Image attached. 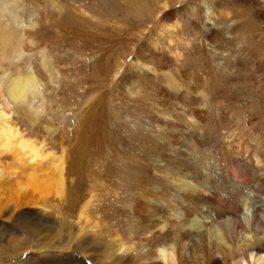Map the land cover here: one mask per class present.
Returning <instances> with one entry per match:
<instances>
[{
  "label": "bare ground",
  "instance_id": "1",
  "mask_svg": "<svg viewBox=\"0 0 264 264\" xmlns=\"http://www.w3.org/2000/svg\"><path fill=\"white\" fill-rule=\"evenodd\" d=\"M187 1L156 0V7L147 10L151 23L160 19L157 39L135 51L134 69L121 76L122 101L113 111L112 125L121 144L129 139L143 160L142 170L136 174L129 166L131 172L128 167L118 171L113 178L119 188L106 195L94 180L64 239L65 218H46L51 206L44 201L49 195L65 199V167L58 160L50 173L40 175L39 164L50 155L39 136L44 125L49 130L53 124L55 105L64 106L59 105V79L69 67L59 66L41 23L66 9L85 14L90 0H0V216L15 215L23 227L40 230L48 244L40 249L57 253L47 264H85L75 253L93 264H264L263 118L244 99L247 112L237 110L242 93L231 100L230 92L214 86L200 89L193 66L189 78L181 54L170 43L175 26L189 25L200 34L218 71L247 47L229 41L234 24L221 14L222 0H194L199 2V22L186 12ZM243 1L255 19L264 20L253 0ZM138 7L140 0L118 3L127 14ZM168 52L172 58L163 57ZM169 61H175V69ZM149 79L153 89L148 90ZM160 79L167 87L157 93L153 80ZM148 92L156 106L144 102ZM66 108L63 125L73 127V112ZM10 182L14 197H6ZM118 207L124 210L122 217Z\"/></svg>",
  "mask_w": 264,
  "mask_h": 264
},
{
  "label": "rangeland",
  "instance_id": "2",
  "mask_svg": "<svg viewBox=\"0 0 264 264\" xmlns=\"http://www.w3.org/2000/svg\"><path fill=\"white\" fill-rule=\"evenodd\" d=\"M253 1L264 14V0ZM118 3L120 0H90L89 9H85V14H78L72 10L68 12L66 9L62 10L61 16L51 17L52 19L43 18L41 23L43 32L46 31L47 34L43 36L50 38V49L56 53L59 66L69 67L63 70V78L59 79L58 99H60L59 105L63 103L64 109L68 107L66 109H69L70 113L73 112L71 116L75 119V126L63 125L62 117L66 112L61 106L58 108L55 105L56 118L53 124L48 126L51 130H47L44 125L39 136V141L50 155L41 160L40 175L50 173L53 166L60 161H63L65 167L67 183L65 199H56L49 195L44 201L46 206H51L49 211L46 209L48 213L46 218L53 222L57 217L66 219L63 220L62 229L64 239L77 213L80 200L86 198L88 186L94 180L97 179L98 182L95 188L100 191L103 189L106 195L118 190L119 182L113 178L118 171L120 172L124 167H128L129 170L130 166V170L137 174L144 165L139 155H135L136 153L132 151L133 146L129 139L126 138L121 144V136L117 128L112 125L115 119L113 111L117 110L122 101L119 97L121 76L128 75L134 69L131 60L135 56V51L157 39L160 19L151 23L148 16L147 10L156 7V0H140L142 7L136 9L137 16H134L135 12L127 14L120 11ZM221 4V14L234 24V37L228 38L229 41L233 46H246L247 51L234 54L235 59L223 63L218 71L211 56L204 52L205 42L202 41L200 34L189 25L180 23V26H175L177 29L173 30L174 35L170 44L176 49L175 52L181 54L186 72L190 73L186 74L189 78L193 77V73L190 72L193 66L194 73L198 76L193 79L199 80L200 89L203 85L214 86L217 91L224 94L230 92L231 95L228 94L227 97L228 99L233 97L231 100H236V97L242 93V97L237 98L240 102L237 110L245 115L248 106L242 99L247 100L254 105L252 111L263 118V123L264 20L255 19L254 12L245 9L246 2L243 0H222ZM184 6L186 12L192 15V19L199 22L200 15L196 12L199 2L189 0ZM41 34L44 33L38 35L42 36ZM171 53L173 52L163 54V57L172 58ZM169 65L175 69L176 63L169 61ZM169 65L166 67L168 68ZM158 67L163 68L162 63ZM150 80H147L145 85L148 90L153 89ZM153 81L157 93L166 89L163 79ZM147 94H143L147 98L144 102L156 106L155 101L150 99L151 94L149 92ZM86 101H88L87 105H83ZM128 105L133 108L131 104ZM231 133L230 129L227 135L231 136ZM219 138L217 139L219 146L224 147L223 138ZM25 176L23 175V179ZM8 187L6 197L9 195L14 197V182H10ZM24 208L32 211L41 210L40 207L33 206H24ZM117 209V215L121 217L125 215L123 208ZM50 212L54 217L49 215ZM6 214L0 216V264H26L31 261L47 264L45 261L54 259L56 250L44 252L46 249H40V245L48 247V244L42 239V233L38 228H25L16 220L15 215V218L8 219L9 214ZM75 255L84 260L85 264H93L85 256L79 253Z\"/></svg>",
  "mask_w": 264,
  "mask_h": 264
}]
</instances>
